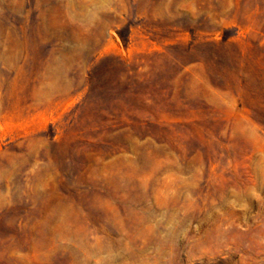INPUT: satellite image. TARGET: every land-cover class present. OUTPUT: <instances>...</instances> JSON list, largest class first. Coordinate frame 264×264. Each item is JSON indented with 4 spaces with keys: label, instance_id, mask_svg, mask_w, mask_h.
<instances>
[{
    "label": "rangeland",
    "instance_id": "374dc122",
    "mask_svg": "<svg viewBox=\"0 0 264 264\" xmlns=\"http://www.w3.org/2000/svg\"><path fill=\"white\" fill-rule=\"evenodd\" d=\"M0 264H264V0H0Z\"/></svg>",
    "mask_w": 264,
    "mask_h": 264
}]
</instances>
